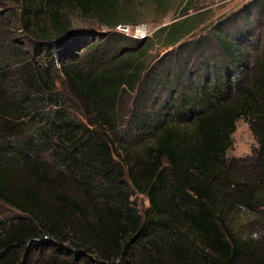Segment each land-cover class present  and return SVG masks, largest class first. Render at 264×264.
Listing matches in <instances>:
<instances>
[{
	"label": "trees",
	"instance_id": "trees-1",
	"mask_svg": "<svg viewBox=\"0 0 264 264\" xmlns=\"http://www.w3.org/2000/svg\"><path fill=\"white\" fill-rule=\"evenodd\" d=\"M10 1L31 48L0 29V201L14 212L0 264H264L228 202L264 206V49L246 39L264 0L208 28L191 0L156 31L178 48L153 63L144 39L114 30L120 0ZM66 6L113 30L75 31ZM241 118L259 146L229 162ZM126 179L148 196L145 218Z\"/></svg>",
	"mask_w": 264,
	"mask_h": 264
},
{
	"label": "rangeland",
	"instance_id": "rangeland-1",
	"mask_svg": "<svg viewBox=\"0 0 264 264\" xmlns=\"http://www.w3.org/2000/svg\"><path fill=\"white\" fill-rule=\"evenodd\" d=\"M191 0H120L115 2L118 6V13L120 18L124 21L123 25H128L131 30L130 34H125L129 37H134L133 34L138 28H145L147 31V37L144 38L143 46L148 49V58L151 63L155 62L171 49L177 50L178 46L168 48L164 44L165 34H156V31L165 25L171 24L172 22L180 19L178 16L182 11L190 4ZM201 3H195L192 5L191 14L195 13L196 8H200L203 5L206 9L205 15L202 17L204 20L202 26L206 28L215 24L220 19L224 18L231 12L241 10L243 6L249 4L250 2L256 0H200ZM257 7V8H256ZM256 8L251 11L255 19V27L260 31L256 33H249L246 39L253 43L254 45H260L261 49H264V35H262V28L264 27V11L262 7L256 5H249L248 9ZM66 14L72 20V29L75 31H91L94 33H104L112 31L106 25H102L93 15L84 14L76 6H66ZM19 9L17 5L10 0H0V29H3L9 39H14L23 45L25 49L31 48L29 37L27 38L26 31L22 28L19 21ZM242 17L238 19V24L242 23ZM204 27H200L198 34L194 35L193 40L198 38L199 33L206 34L209 30H202ZM250 26H244L245 30H249ZM117 30V29H114ZM118 31H120L118 29ZM204 31V32H203ZM252 31V30H251ZM121 32V31H120ZM248 32V31H247ZM191 38V37H190ZM185 39L192 41V39ZM143 40V39H142ZM214 47H217V43H213ZM253 45V46H254ZM218 49H213L212 54L216 53ZM196 59H190V65L193 63H198ZM252 68V64L250 66ZM251 68L247 71L244 70V75L249 74ZM249 72V73H248ZM61 75V74H60ZM59 91L68 94L67 87L63 76L58 79ZM137 92V91H136ZM132 92V94L126 95L124 97V102L126 105V116L129 121L134 118V113L136 112V101L137 93ZM76 113V112H75ZM78 115V113H76ZM133 115V116H132ZM125 128V124L122 125ZM127 128L129 129L128 125ZM127 129V130H128ZM259 143L255 133L251 128V120L249 118H241L236 123V130L232 135V147L227 151L226 158L228 161H232L238 158H247L254 154L255 149L258 148ZM124 153V152H121ZM117 162H122L121 158L114 157ZM125 188L131 194V200H134V206L136 207L137 213L140 214L142 218H145V211L149 209L150 202L146 194L140 193L133 184L126 179ZM231 203V209L233 211L231 215L230 225L236 233L242 237L244 240L250 241V246L259 248V251L264 253V206L259 207L257 210L249 209L237 202ZM9 205L0 201V218L7 217L9 214H14Z\"/></svg>",
	"mask_w": 264,
	"mask_h": 264
},
{
	"label": "built area",
	"instance_id": "built-area-1",
	"mask_svg": "<svg viewBox=\"0 0 264 264\" xmlns=\"http://www.w3.org/2000/svg\"><path fill=\"white\" fill-rule=\"evenodd\" d=\"M116 29L118 30H120L122 33H124V34H128V35H131L130 34V30H131V28L128 26V25H123V24H120V25H117L116 26ZM147 31H146V29L145 28H138L137 30H136V32L133 34V36H134V38H138V39H144V38H146L147 37Z\"/></svg>",
	"mask_w": 264,
	"mask_h": 264
}]
</instances>
